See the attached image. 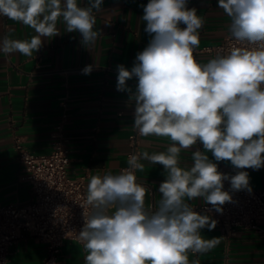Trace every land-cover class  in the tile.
<instances>
[{
	"label": "clouds",
	"instance_id": "1",
	"mask_svg": "<svg viewBox=\"0 0 264 264\" xmlns=\"http://www.w3.org/2000/svg\"><path fill=\"white\" fill-rule=\"evenodd\" d=\"M104 0H0V16L32 29L30 39L0 38V54L32 57L43 38L63 31L80 33L81 44L94 49L101 38L97 26ZM227 30L239 46L206 62L194 53L200 45L204 19L188 0H148L141 19L151 36L132 68L117 66L118 91L134 104L132 128L143 137L166 138L165 151H144L128 158L119 171L89 177L83 227L76 239L84 250L83 264H200L189 253L203 254L220 243L201 230L215 229L212 216L194 210L201 198L217 213L232 202L224 190L252 189L243 169L264 167V0H217ZM183 25V27L181 26ZM93 65L82 69L90 75ZM137 79L133 91L127 82ZM197 144L191 164L181 153ZM215 161H229L235 175L222 173ZM160 164L166 179L154 209L145 205L149 189L134 170Z\"/></svg>",
	"mask_w": 264,
	"mask_h": 264
},
{
	"label": "crops",
	"instance_id": "2",
	"mask_svg": "<svg viewBox=\"0 0 264 264\" xmlns=\"http://www.w3.org/2000/svg\"><path fill=\"white\" fill-rule=\"evenodd\" d=\"M86 2V0H83ZM148 0H104L98 15L97 28L101 38L94 49L81 44L78 32H65L53 38H43V46L32 57L19 52L0 54V200L23 205L32 199V188L21 175L23 166L16 150V140L36 152H48L53 146V129L67 109L65 141L70 149L69 173L89 177L111 171L114 174L128 165L127 152L131 145L134 104L130 94L118 91L117 66L132 68L137 53L149 43L151 36L144 31L143 7ZM204 19L200 44H215L229 34L227 19L218 8L217 0H188ZM183 27V25H181ZM34 31L20 22L0 16V38L30 39ZM206 62L215 57L204 51L194 53ZM93 65L90 75L82 69ZM137 79L127 84L134 91ZM63 102L66 103L64 106ZM169 141L155 136H140V153L165 151ZM197 144L181 153V165L191 164V152ZM139 153V154H140ZM209 158L217 163L208 153ZM144 169L135 170L137 181L149 189L145 205L159 204V185L166 179L160 164L140 160ZM249 183L264 188V167L247 169ZM193 202H204L197 198ZM207 214L206 212H200ZM264 225V219L261 221ZM206 239L219 237L220 243L203 254L189 253V261L200 264H264V233L255 228L238 227L226 236L216 224L215 229L201 230ZM48 255L47 245L27 234L10 247L5 264H40ZM85 253L77 240H67L61 247L55 264H83Z\"/></svg>",
	"mask_w": 264,
	"mask_h": 264
},
{
	"label": "built area",
	"instance_id": "3",
	"mask_svg": "<svg viewBox=\"0 0 264 264\" xmlns=\"http://www.w3.org/2000/svg\"><path fill=\"white\" fill-rule=\"evenodd\" d=\"M233 46L239 45L227 34L215 44H200L196 50L216 56L227 54ZM63 104L66 105L65 102ZM68 115L64 109L53 129V146L48 152L33 151L21 138L16 140V150L24 170L21 177L30 184L33 195L31 201L23 205L0 200V264L8 261L11 245L27 234L48 247V255L40 264H55L64 242L77 240V233L83 227V214L88 211L87 185L84 176L69 173L70 149L65 141ZM139 139L140 135L133 129L129 135L131 147L127 152L128 158L133 154L139 155ZM218 170L229 175L241 171L226 162H222ZM250 187L251 192L233 191L230 181H225L224 190L232 195V202L222 206V213H217L212 205L204 202H192V205L195 211L212 216L226 236L235 233L238 227L255 228L264 233V225L261 224L264 219V188ZM146 207L154 209L158 205L152 202Z\"/></svg>",
	"mask_w": 264,
	"mask_h": 264
}]
</instances>
